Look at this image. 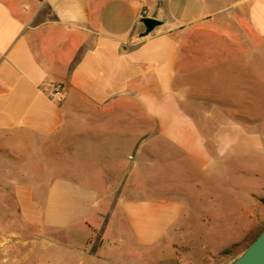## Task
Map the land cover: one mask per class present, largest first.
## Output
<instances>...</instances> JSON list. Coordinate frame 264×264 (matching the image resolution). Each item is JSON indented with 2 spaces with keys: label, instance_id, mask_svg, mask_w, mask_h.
I'll list each match as a JSON object with an SVG mask.
<instances>
[{
  "label": "crops",
  "instance_id": "obj_1",
  "mask_svg": "<svg viewBox=\"0 0 264 264\" xmlns=\"http://www.w3.org/2000/svg\"><path fill=\"white\" fill-rule=\"evenodd\" d=\"M143 18L162 24L146 35ZM55 166L67 174L48 178ZM263 172L264 0H0V186L27 224L65 230L94 216L97 189L193 176L233 205L238 242ZM130 193L119 207L140 244L182 227L181 200Z\"/></svg>",
  "mask_w": 264,
  "mask_h": 264
},
{
  "label": "rangeland",
  "instance_id": "obj_2",
  "mask_svg": "<svg viewBox=\"0 0 264 264\" xmlns=\"http://www.w3.org/2000/svg\"><path fill=\"white\" fill-rule=\"evenodd\" d=\"M124 163L129 165L130 161L114 157L111 168ZM7 174L11 176V173H3L4 176ZM64 174L67 173L55 166L47 177ZM261 174L256 178L258 185L264 182V172ZM107 175L113 184H124V173L114 171ZM246 175L247 180H253L251 174ZM242 176L231 172V184L242 180ZM191 180H194L193 176H186L178 182L168 180L163 183L167 187L160 191L150 189V192L123 186L97 189L99 200L95 214L88 222L65 230H49L27 224L16 214L10 198L15 188L9 187L7 179L0 186L1 195L9 200L7 209L0 211V264H227L245 248L229 259L222 258L220 253L264 225V206L260 198L254 204H247L246 235L237 242L241 236L235 226L237 222L231 219V213H227V208L231 211L233 205L210 203L205 181ZM28 183H33V179H28ZM46 190L40 187L35 192L44 199ZM166 190L173 191L165 195ZM130 191L133 197L181 200L184 213L179 223L182 227L170 230L154 245L140 244L119 207L124 195H131Z\"/></svg>",
  "mask_w": 264,
  "mask_h": 264
},
{
  "label": "water",
  "instance_id": "obj_3",
  "mask_svg": "<svg viewBox=\"0 0 264 264\" xmlns=\"http://www.w3.org/2000/svg\"><path fill=\"white\" fill-rule=\"evenodd\" d=\"M142 23L146 27V35L162 24L154 18H143ZM227 264H264V230L247 248Z\"/></svg>",
  "mask_w": 264,
  "mask_h": 264
},
{
  "label": "trees",
  "instance_id": "obj_4",
  "mask_svg": "<svg viewBox=\"0 0 264 264\" xmlns=\"http://www.w3.org/2000/svg\"><path fill=\"white\" fill-rule=\"evenodd\" d=\"M260 203L264 206V198L259 199ZM264 230V225L257 227L255 231L250 233L244 240L240 243L233 244L230 247L225 248L221 253L220 256L224 259H229L235 255H237L241 250L248 247Z\"/></svg>",
  "mask_w": 264,
  "mask_h": 264
},
{
  "label": "built area",
  "instance_id": "obj_5",
  "mask_svg": "<svg viewBox=\"0 0 264 264\" xmlns=\"http://www.w3.org/2000/svg\"><path fill=\"white\" fill-rule=\"evenodd\" d=\"M147 12H143V16H146ZM53 97L56 101H61L63 98V85L61 84H56L54 85V92H53Z\"/></svg>",
  "mask_w": 264,
  "mask_h": 264
}]
</instances>
